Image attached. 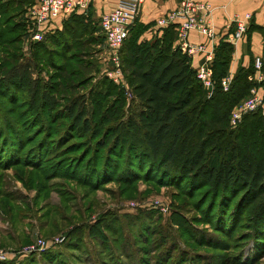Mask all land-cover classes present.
<instances>
[{
    "label": "trees",
    "instance_id": "obj_1",
    "mask_svg": "<svg viewBox=\"0 0 264 264\" xmlns=\"http://www.w3.org/2000/svg\"><path fill=\"white\" fill-rule=\"evenodd\" d=\"M32 2L0 0V96L7 91L15 98L17 90H25L29 112L47 111V99L55 106L66 102L53 115L64 114L68 121L56 146L73 138L76 142L66 148H80L79 155L86 154L79 180L96 190L104 183L118 180L129 184L157 173L160 178L154 182L159 185L165 183L189 193L204 190L206 210L214 212L216 226L222 218L245 213L254 236L264 235V142L259 144L258 139L251 138L255 131L264 138V117L252 113L243 117L237 128L229 125L232 108L256 86L249 80L254 74L253 63L239 69L228 90L223 91L221 81L227 76L233 46L220 41L210 66L214 91L207 97L190 57L175 45V26L169 25L161 29L160 37L144 41L140 38L150 25L137 19L119 52L131 98L129 113L125 115L124 103L108 106L103 116L92 122L82 103L84 95L68 101L67 94L85 90L95 72L92 51L98 36L104 41L98 33L100 19L94 18L90 6L84 15H70L59 30L30 43V59L21 64L22 40L28 36L27 19L23 17ZM255 28L250 24L249 31ZM38 62L52 71V83L32 80L30 69ZM60 93L62 97L57 100ZM133 102L138 106L135 110L131 108ZM246 118L250 119V133L245 132L244 137L240 132ZM0 119L19 134L11 120ZM11 139L0 137V156L5 160L18 157L11 146L16 148L23 140Z\"/></svg>",
    "mask_w": 264,
    "mask_h": 264
},
{
    "label": "rangeland",
    "instance_id": "obj_2",
    "mask_svg": "<svg viewBox=\"0 0 264 264\" xmlns=\"http://www.w3.org/2000/svg\"><path fill=\"white\" fill-rule=\"evenodd\" d=\"M161 34L153 33L147 41ZM98 37L92 51L96 69L89 85L67 94L68 101L84 95L82 103L92 122L108 106L121 103L127 115L131 102L125 76L122 83L107 76L113 68L105 42ZM30 45L25 35L21 64L30 59ZM30 73L32 80L52 83V71L39 62ZM5 92L0 96V118L11 120L19 134L0 119V137L23 140L20 146H11L16 159L0 156V264H264V235L254 236L245 213L222 218L216 226L214 212L206 210L204 190L189 193L159 185L154 182L160 178L157 173L129 184L104 183L96 190L83 184L78 175L86 154L79 155L80 148H66L76 142L73 138L56 146L68 121L64 114L53 115L66 102L55 106L47 99L48 112H29L28 92L16 91L20 101ZM137 107L133 102L132 110ZM247 118L241 124L244 137L250 133ZM251 138L264 142L260 131ZM39 240L44 249L24 251Z\"/></svg>",
    "mask_w": 264,
    "mask_h": 264
},
{
    "label": "built area",
    "instance_id": "obj_3",
    "mask_svg": "<svg viewBox=\"0 0 264 264\" xmlns=\"http://www.w3.org/2000/svg\"><path fill=\"white\" fill-rule=\"evenodd\" d=\"M142 2L143 0H117L116 7L100 17V32L104 37L108 61L113 68L106 74L116 83H122L124 79L119 52L129 35L130 27L138 19ZM88 7L89 0H33L25 12L29 42L42 41L45 34L59 30L63 21L70 15L86 14ZM210 15L211 8L205 0H179L174 10L157 19L156 25L159 29L174 25L177 32L176 46L183 54L190 57L194 54H202L206 48L205 43L189 42L192 31L206 38L208 43L213 41L214 33L209 24ZM250 19V14L241 17L235 15L232 21L234 29L228 40L232 46L246 37ZM203 59L204 62L196 69V78L210 96L215 85L209 65L212 52H208ZM253 69L254 74L249 77V80L254 81L256 86L250 90L248 96L232 108L229 116V125L232 128L236 127L246 115L259 112L264 116V58L255 57ZM230 82V77L221 81L223 91L228 90ZM44 247L45 243L39 240L34 245L25 248L24 251L32 253Z\"/></svg>",
    "mask_w": 264,
    "mask_h": 264
},
{
    "label": "crops",
    "instance_id": "obj_4",
    "mask_svg": "<svg viewBox=\"0 0 264 264\" xmlns=\"http://www.w3.org/2000/svg\"><path fill=\"white\" fill-rule=\"evenodd\" d=\"M211 8L209 24L214 33L213 41L201 36L196 31H192L189 36L190 43H205L206 48L202 54H194L190 56V65L196 69L204 62V56L208 52H212V60L214 57V49L220 41L228 42L229 36L233 32L234 25L232 23L235 15L243 16L250 14L249 22L256 28L249 31L247 29L246 37L233 46V53L229 69L226 77H232L239 69H246L252 63L255 57L264 58V0H205ZM179 0H143L138 21L144 25H150L143 34V38L149 40L152 34L161 32L156 25L157 19L166 15L169 11L174 10ZM117 0H89V6L92 9L94 18L99 20L100 17L116 7ZM229 43V42H228ZM176 45V43H175Z\"/></svg>",
    "mask_w": 264,
    "mask_h": 264
}]
</instances>
